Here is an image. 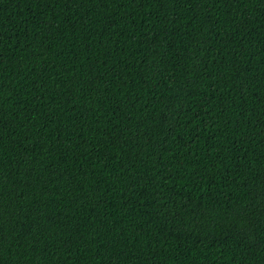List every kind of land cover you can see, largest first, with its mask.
<instances>
[{"label": "trees", "instance_id": "obj_1", "mask_svg": "<svg viewBox=\"0 0 264 264\" xmlns=\"http://www.w3.org/2000/svg\"><path fill=\"white\" fill-rule=\"evenodd\" d=\"M0 264H264V0H0Z\"/></svg>", "mask_w": 264, "mask_h": 264}]
</instances>
